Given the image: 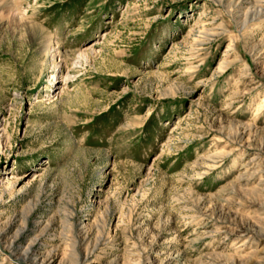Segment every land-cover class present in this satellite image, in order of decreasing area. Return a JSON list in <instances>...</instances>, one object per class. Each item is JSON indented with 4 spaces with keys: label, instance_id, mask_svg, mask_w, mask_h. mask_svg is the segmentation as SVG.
<instances>
[{
    "label": "rangeland",
    "instance_id": "1",
    "mask_svg": "<svg viewBox=\"0 0 264 264\" xmlns=\"http://www.w3.org/2000/svg\"><path fill=\"white\" fill-rule=\"evenodd\" d=\"M248 2L0 0V264H264L233 232L235 162L264 167Z\"/></svg>",
    "mask_w": 264,
    "mask_h": 264
},
{
    "label": "bare ground",
    "instance_id": "2",
    "mask_svg": "<svg viewBox=\"0 0 264 264\" xmlns=\"http://www.w3.org/2000/svg\"><path fill=\"white\" fill-rule=\"evenodd\" d=\"M260 2H261V0H249L248 3L250 4V8H249L248 12L245 14L244 18L242 19L243 20L242 25L244 27L249 26L251 21H254L255 19H257V17H258L259 21H264V17L261 18L264 15V12H263L264 8L260 4ZM10 8L11 7H9V9ZM3 14H5V13H3ZM8 15L12 18L13 23L15 22L17 25L22 21V19L20 17H18L16 14H14L13 10H12V12L8 11ZM27 26L31 27V29H32L31 25H27ZM217 32L218 31H216L215 33H217ZM51 46H52V43L49 41L47 44V47L50 49ZM231 47H232V44L229 43L227 45V49H229ZM252 49H253L252 52L254 53V55L255 54H259V55L264 54V45H261V44L255 45ZM87 54H88V49H86L85 51H82V53H81L82 56L87 55ZM238 58L239 57L236 55V58H234L232 61L228 62V64H226V65H220V67L222 69L229 67ZM56 66L58 67L59 64H57ZM59 71H60V69H59ZM262 107H264V98L258 104V108H262ZM242 134H245L244 130L241 131L238 135H240V137L243 138L244 136ZM259 150L261 152L260 154H262V156H264L263 155L264 154V133L261 136ZM259 161L252 160L250 162L243 163V164L242 163L240 164V161L235 162V163H238V164H236V167L238 165H241L242 171H240L238 174L239 180H237V181L235 180L232 182V184H233L232 193L233 194H235V195L240 194V192L242 191L241 188L244 187V185H246L248 182H250L252 180H258L257 191L256 190H255L256 192L253 191V194H250L249 197L244 196L243 199L240 201V204L243 207L254 210L253 211L254 214H252L251 216L246 217L245 219L240 221V223H234L235 228L233 229V232H235V234H239L242 236L244 234H247L248 232H254L256 234L264 233V167H261L262 163H261V161L260 162ZM250 164H254V165H253L252 169L249 171L248 166ZM241 178H243V180ZM242 181H244V182H242ZM0 235H2V234L0 233ZM14 242L15 241H11L7 244L9 246V245H12ZM242 244L245 245L246 240ZM11 249H12V247H11ZM21 255H23L27 259H30L35 264L44 263L43 260L40 261L39 257L35 254L34 249L32 248L31 245L28 246V248H25L23 250V252L21 253ZM87 257H88V255L86 254L84 256V258H87ZM251 257L252 256H249L247 258V260L249 261V259ZM236 258H238V257L228 256L227 258H224L223 264L247 263V260L238 261ZM239 258H242V257H239Z\"/></svg>",
    "mask_w": 264,
    "mask_h": 264
}]
</instances>
